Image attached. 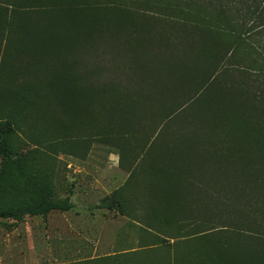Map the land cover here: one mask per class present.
Wrapping results in <instances>:
<instances>
[{"label": "trees", "instance_id": "1", "mask_svg": "<svg viewBox=\"0 0 264 264\" xmlns=\"http://www.w3.org/2000/svg\"><path fill=\"white\" fill-rule=\"evenodd\" d=\"M145 1H61L52 5L53 10L64 14V25L69 29L79 30L86 25L89 36L90 32L106 34L105 43L116 47L113 54L125 49L117 56L127 60L125 66L132 71L137 66L138 74L144 78L133 89L135 107L158 108L166 116L153 138L155 145L161 141L165 149L155 146L158 149L146 159V166L129 168L125 183L104 196L101 203L129 217L126 230L136 235V240L130 242H149V247L165 241L160 229L170 231L173 239L199 241L212 234L205 225L217 218L235 227L232 233L236 240L244 236L243 232L261 237L260 248H246L237 240L225 245L218 241L208 247L210 250H175L168 264H214L216 258L227 256L237 264H264V0ZM33 16L25 14L16 25L25 42H65L64 34L50 37L53 23L40 25ZM96 40L95 44H99ZM194 59L206 60L204 86L200 85L204 97L219 92L227 107L219 105L208 114L207 100L200 105L198 99L188 95L173 97L174 91L161 94L160 85L171 74L170 66L186 71L188 63L196 64ZM52 66L42 71L41 85L54 94L62 112L75 109L77 101L83 100L94 113L98 110L104 119L115 120L113 109L131 107L130 99L116 102L115 85L81 86L79 74L66 67H56L54 71ZM129 84L132 88V80ZM157 92L158 100L154 96ZM50 100L43 95L24 99L16 96L9 101L14 113L24 117L29 110L39 112L41 105ZM55 124L66 125L63 119ZM13 132L10 118L0 121L1 164L14 166L23 177L25 163L10 146ZM241 143L245 146L238 150L236 146ZM218 149L223 152L220 156ZM221 171L225 174L218 175ZM41 192L43 197L35 205L0 211V218L21 221L27 216H44L73 207L69 197L53 198L46 184ZM145 211L147 217L143 215ZM244 226L248 231L240 230ZM184 228L190 231L184 232ZM226 228L223 224L215 230ZM164 259L169 260L166 256Z\"/></svg>", "mask_w": 264, "mask_h": 264}, {"label": "rangeland", "instance_id": "2", "mask_svg": "<svg viewBox=\"0 0 264 264\" xmlns=\"http://www.w3.org/2000/svg\"><path fill=\"white\" fill-rule=\"evenodd\" d=\"M61 1L63 4L66 1L82 4L85 1L102 3L110 0H0V121L12 120L14 132L10 146L26 166L25 176L21 177L14 166H3L0 157V211L35 205L43 197V184L48 185L53 198L69 197L73 204L68 211H50L44 216H27L21 221L0 218V264H168L175 250H210L208 247L218 241L225 245L240 240L238 242L246 248H260V234L243 232L244 236L236 240L232 233L235 227L230 226L229 221L223 223L222 218L206 224L205 228L212 234L199 241L185 237L173 239L170 231L160 229L159 234L165 241L152 243L149 247V242H130L126 232L121 233L117 208L107 211L101 199L124 181L129 168L146 166V159L154 149H165L163 142L155 145L157 142L153 138L162 124L160 121H165L166 116L158 108L135 107L133 89L138 88L141 79L144 80L138 74L137 66L132 71L125 66L127 60L117 56L118 51L125 49L120 48L117 54H113L116 47L112 46L113 43H105L108 39L104 38V32L99 36L90 32L89 36L86 25L79 30L66 27L64 14L53 10L52 6ZM159 1L163 2H145ZM29 13L40 25L53 23L50 37L64 34L65 42L46 44L40 39L25 42L22 30L16 25ZM95 40L99 44H95ZM242 50H239L240 54ZM194 61L196 64L188 63V69L182 72L178 66L171 65V74L167 73L168 77L163 78L160 85L161 94L174 91L173 97L188 95L198 99L200 105L207 100L208 114L216 111L219 105L227 107L219 92H213L210 98L204 97L200 85L204 86L202 73L206 60ZM49 65L54 71L56 67H66L76 72L79 79H83L81 86L84 85L82 83L111 88L115 85L116 102L118 99H130L132 105L117 111L113 109L111 113L116 114L115 120L104 119L98 110L97 114L94 113L83 100L77 101L75 109L62 112L63 109L53 99L54 94L41 85V80H44L42 71ZM147 78L152 76L147 75ZM24 84L28 85L23 87ZM146 89L147 93L151 92L150 88ZM158 94H154L156 100L159 99ZM43 95L51 99L49 104L44 102L38 114L32 109L24 117L14 113L9 101L16 96L24 99ZM59 119H63L66 125L56 126ZM244 146L241 143L236 148L240 150ZM218 154L220 156L223 152L218 149ZM220 164L223 165L224 161ZM219 174L225 173L221 171ZM143 215L147 217L146 211ZM221 222L226 225V230L216 231L223 225ZM92 230L99 231L95 253L90 249L91 243L83 244L80 235ZM240 230L248 231L246 226ZM183 231L190 230L184 228ZM218 231L221 232L219 236L213 235ZM128 233L136 237L133 231ZM215 260L214 264H237L228 256Z\"/></svg>", "mask_w": 264, "mask_h": 264}, {"label": "crops", "instance_id": "3", "mask_svg": "<svg viewBox=\"0 0 264 264\" xmlns=\"http://www.w3.org/2000/svg\"><path fill=\"white\" fill-rule=\"evenodd\" d=\"M126 174H127L126 175V178L124 179L123 182H121V184L118 187H116V189L119 188L122 184L125 183L126 179L129 176V173H126ZM105 209H107V211H110L107 207H105ZM116 216H118V222H119V227L118 228L120 229L121 233L126 232L127 236L129 237V240H131L130 238H132V240L133 239L136 240L135 237L134 236H131L128 233L129 231L126 230V228L129 226L128 223L130 222L129 217H127L126 215H123V214H121L119 212H117V215ZM98 232H97V230H95V231L92 230L89 233H84L83 232V233L80 234L81 237H83V240H82L83 241V244H86V243L89 244V243H91L90 249H91V251L93 250L92 251L93 253H95L97 251V243L99 241V238H98L99 233ZM94 257L95 256H93L92 258L95 259Z\"/></svg>", "mask_w": 264, "mask_h": 264}]
</instances>
